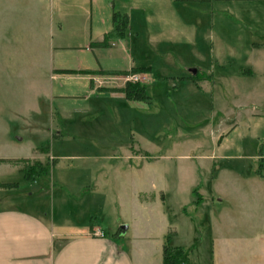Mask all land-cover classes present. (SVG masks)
<instances>
[{"label": "rangeland", "instance_id": "374dc122", "mask_svg": "<svg viewBox=\"0 0 264 264\" xmlns=\"http://www.w3.org/2000/svg\"><path fill=\"white\" fill-rule=\"evenodd\" d=\"M81 1L0 11V159L16 162L0 164V183L15 184L0 189V203L21 197L10 205L126 227L121 243L181 247L186 264H264V0H171L172 18L159 10L167 1L97 2L95 32L99 18L129 15L122 54L152 67L150 100L112 109L115 101L99 91L84 111L59 115L62 101L51 102L50 90L72 97L70 107L88 85L51 81L52 52L55 64L70 68L94 60L84 48L89 7ZM186 31L194 39L185 46ZM175 59L200 66L206 85L180 83L187 73ZM124 152L139 157L126 160ZM23 160L48 164V174L24 179Z\"/></svg>", "mask_w": 264, "mask_h": 264}, {"label": "crops", "instance_id": "0c3cea01", "mask_svg": "<svg viewBox=\"0 0 264 264\" xmlns=\"http://www.w3.org/2000/svg\"><path fill=\"white\" fill-rule=\"evenodd\" d=\"M44 1L45 0H0V11L12 12L16 9L14 8L16 4L22 7L24 5L28 6L30 2V5L32 3L33 7L36 4L35 10L38 8V12H41V8L45 7ZM99 1L102 0L81 1L82 3H86L89 7V11L85 14V21H88L90 24L89 35L87 36L90 41L84 48L92 52L94 57L92 63L81 65V61L78 59L74 68L62 65V63L57 65L53 61L52 52L51 64L46 72V76H49L51 81H60L65 76L72 80L81 81L82 83L85 82L86 87L88 85L86 91L87 95L84 98L81 97L82 99L75 100V105L70 107H66L65 103L71 101L72 97L62 94L55 95L53 91L50 90L49 97L52 100H50L51 102H53L54 98L62 101V106L57 110L59 115L69 114L71 113L70 111H74L75 108L84 111L87 107L89 98L99 91L108 93L111 99L115 101V103L111 104L112 109L124 110L132 106V103L128 101L122 93V88L125 84L132 83L126 81L128 76L138 75L141 78L139 83L144 85L152 84L154 81L151 66H145L142 59L137 55L135 57L131 54L128 56L122 54V52H125L123 49L124 47H122L125 38V30L122 37H118L115 40L109 39L105 43L106 45H100L104 43L105 36L114 29L115 24L114 21L110 23L109 19L106 22V19L99 18L98 22L102 27H100L101 29H99V31L95 32L93 30V9L97 8L95 4ZM111 1L114 2L116 0ZM123 1L135 4L136 6L147 0ZM162 1H167V5L166 2H162L159 8L160 12H169L168 14H170L172 18L173 15L169 9L173 8L171 2H169L171 0ZM168 4L170 6H168ZM24 9L25 8L22 10ZM123 16L126 20V28L128 27V29H131V24L130 26L128 25L129 15L125 13ZM184 29L186 30L187 28ZM134 34L135 36H139L138 31H135ZM175 36L176 32L169 33V37L167 38L169 46L174 45L173 43H175V41L173 40H176L174 38ZM193 39L190 33L186 31L184 39L179 42L186 46L193 43ZM116 43H119L121 46L116 48ZM150 43L155 46L158 45L160 41L155 38L151 39ZM112 48H115L113 50L114 52H112ZM104 51H106L105 53H108L107 51L112 53L103 55L102 52ZM98 53H100V56ZM164 59H170L166 53L164 54ZM175 61L180 65L181 69L185 70L187 73L178 78L180 83L194 85L200 90L206 85V81L203 80V78H205L203 74L206 75V73L203 72L200 66L188 64L186 62L179 63L176 59ZM103 63H106V65H113L108 67L103 65ZM135 68L144 69L146 71L141 73H130V71ZM192 68H195L194 74L191 73ZM63 70L75 71L76 73H59V71ZM97 70L100 74L81 73L95 72ZM102 72H113L114 74H104ZM196 75L201 79L197 81L194 80ZM110 112L113 115L112 110ZM228 133L229 131L226 134L228 135ZM35 149L36 148L32 149V152L35 151ZM47 155H49L50 158L49 152ZM82 157L83 156L79 158ZM113 157L120 156L115 154ZM123 157L126 160H132V158H138L139 156L138 154L124 152ZM36 159L41 160V156H36ZM91 169L94 170L95 173L101 172L100 167ZM16 199L21 200V197L12 198L10 200L3 199L0 203V264H162L163 247L165 245L163 243L158 244L159 246L154 245L149 247L148 244H139V242L135 240L123 244L120 242L118 235L121 230L118 229V231H114L115 227L110 226V224L104 225L102 221H90L87 225L82 223L79 224L76 223L67 212H61L58 218L53 219L47 213H36L11 206L10 203ZM25 202H27V200H25Z\"/></svg>", "mask_w": 264, "mask_h": 264}, {"label": "trees", "instance_id": "16d2710c", "mask_svg": "<svg viewBox=\"0 0 264 264\" xmlns=\"http://www.w3.org/2000/svg\"><path fill=\"white\" fill-rule=\"evenodd\" d=\"M189 1H195V2H206L208 0H189ZM114 23V29L109 32L105 36V41L104 43L100 45H106L105 43L109 39H117L118 37L123 36V32L126 28V20L124 18H121L119 20L116 19V15H114L113 19ZM146 70L140 69V68H135L130 71V73H141ZM59 73H68V74H75V71H59ZM84 74L87 73H92V72H81ZM100 73V72H99ZM104 74H114L113 72H102ZM199 76L196 75V78L194 80H200ZM122 93L125 95V98L130 101H149L150 98L146 94V87L144 84L140 83H126L125 86L122 88ZM43 154H48V150L41 148L40 149ZM26 160H23V163L26 165L20 170V172L23 175L24 179H28L29 176L32 177H37L40 174L46 175L49 172V165L48 164H41L39 162H34L32 164H28L25 162ZM5 163H13L16 164V162H11L10 160L6 159H0V164H5ZM15 184H4L0 183V189H7V188H12L14 187ZM198 188H193L192 189V196L193 198H196L195 203H198L201 200V197L197 193ZM184 250L181 247H169L168 245H164L163 247V259H162V264H186L185 263V256H184Z\"/></svg>", "mask_w": 264, "mask_h": 264}, {"label": "built area", "instance_id": "2783aa9c", "mask_svg": "<svg viewBox=\"0 0 264 264\" xmlns=\"http://www.w3.org/2000/svg\"><path fill=\"white\" fill-rule=\"evenodd\" d=\"M126 81L132 83H139L141 81V78L138 75H130L127 77Z\"/></svg>", "mask_w": 264, "mask_h": 264}, {"label": "water", "instance_id": "95a60500", "mask_svg": "<svg viewBox=\"0 0 264 264\" xmlns=\"http://www.w3.org/2000/svg\"><path fill=\"white\" fill-rule=\"evenodd\" d=\"M191 73L194 74V73H195V70H191ZM125 229H126V227H122V228H121V230H123V231H124Z\"/></svg>", "mask_w": 264, "mask_h": 264}]
</instances>
